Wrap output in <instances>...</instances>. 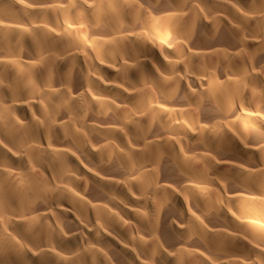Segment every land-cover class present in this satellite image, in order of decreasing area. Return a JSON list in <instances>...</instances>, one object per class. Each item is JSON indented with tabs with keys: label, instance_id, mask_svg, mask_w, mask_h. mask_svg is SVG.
<instances>
[{
	"label": "bare ground",
	"instance_id": "1",
	"mask_svg": "<svg viewBox=\"0 0 264 264\" xmlns=\"http://www.w3.org/2000/svg\"><path fill=\"white\" fill-rule=\"evenodd\" d=\"M0 264H264V0H0Z\"/></svg>",
	"mask_w": 264,
	"mask_h": 264
}]
</instances>
